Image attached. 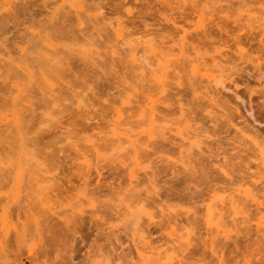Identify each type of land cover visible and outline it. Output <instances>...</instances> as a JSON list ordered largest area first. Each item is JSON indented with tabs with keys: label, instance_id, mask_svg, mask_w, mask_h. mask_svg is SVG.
<instances>
[{
	"label": "rangeland",
	"instance_id": "rangeland-1",
	"mask_svg": "<svg viewBox=\"0 0 264 264\" xmlns=\"http://www.w3.org/2000/svg\"><path fill=\"white\" fill-rule=\"evenodd\" d=\"M53 1L0 0V66L7 71L6 65H11L7 72L0 68V209L2 204L8 202L7 196L15 185V182L14 185L11 182L12 176H16L13 171L17 174L19 167L22 170L30 165L29 171L26 172L29 174L32 171L34 175L30 174L31 177L27 179L33 178L31 183L34 181L37 184H30L31 187L34 186L32 189L36 190L35 192L29 190L37 196L40 195L38 192H47L52 198L49 200L51 202L47 203L49 197L44 193L43 197L48 199L46 198V202L45 199L41 200L43 198L40 201L35 200V207H40L37 203L45 202L44 205H50L49 207H53V210L60 214L49 215V220L43 221L46 215L41 213L43 216L40 215L42 222L39 217V225V222L35 225L34 219H31V222L27 218V221L24 215L20 216L21 220H16L17 213L14 212L9 213L10 220L1 219L0 255L6 254V262L0 257L4 262L0 261V264H5L8 260L13 264H19L20 261L22 264H143L136 256L135 243L131 241L135 237L137 239L138 235L134 232L136 224L132 227L135 219H139L138 223L143 225V229L151 223L148 229L152 230V234L148 238H152L153 245L152 241L148 240L151 247H158H153L157 249L153 251L157 253L158 250L161 252L169 248V254L176 243L170 239H175L177 233L182 235L187 231L186 218H192V214L199 218L204 213V205L211 201L219 203V207L224 206L226 228L232 230L228 238L219 236L215 242L217 257H220L213 256L207 247L202 249L201 244H197L192 238L195 237L193 233H203L200 221L199 229L195 228V232L192 233L193 227H189L193 239L189 250L182 252L185 247L179 246L178 242L175 244L174 254L178 255L176 254L177 258H174L172 263L246 264L247 261L249 264H264V229L259 227L257 229L260 231H256V224L261 220V216H264V0H83L87 17H92H89L88 21L87 18L84 19L82 24L73 16L72 8L67 3L66 11L71 12L66 14V21L64 18L61 23L50 17L51 11L64 0H57L56 6L51 9L50 3ZM6 4L9 5L8 10L3 9ZM97 5L101 6L99 14ZM94 14H97L96 18L93 17ZM103 16L110 18L113 25L116 19L123 22V31L131 33L124 39H131L136 44L135 49H140L137 50V56L151 57L153 53L147 51L146 45L142 44L144 41H150L158 47L161 58L174 59V62H171L173 65L167 68V77L163 79L165 82L153 80L148 74L149 68L147 73L143 71L144 74L131 66V59L126 53L128 45H123L112 29L103 24L100 19ZM173 22L176 24L173 25ZM32 32L47 37L53 45L47 46L43 41L45 39L34 38L35 34ZM182 45L184 55L181 57L179 50ZM21 48L25 54L21 52ZM112 51L115 52L114 57L110 55ZM47 58H50V62ZM113 58H116L114 64L117 72L114 67L113 70L106 67L110 66V60ZM137 58L140 62V58ZM151 58L148 60L153 59ZM120 59L126 67L128 65L124 70L121 69L122 65L118 66L117 61ZM146 61H141L145 68ZM155 61L150 62V69L153 68V71L156 69V65L153 66ZM20 63H25L27 68H31L29 72L33 70L34 73L32 79L35 86L32 84L31 90L34 89L33 93H28L30 95L24 96L23 93L21 96L17 93L15 96L18 84L16 80L21 82L26 79L21 73L22 70L16 68L18 65L23 66ZM106 68L110 71H105ZM9 72H14V75L10 76ZM146 74L150 79L145 78ZM47 80L48 83L51 82L49 86L48 83L45 85ZM163 82L166 83L165 87L161 85ZM22 83L24 82L19 84ZM50 85L53 88L52 93L51 89L49 90ZM6 87L8 90H5ZM151 101L158 107L155 121L158 128L153 125L154 130L149 128L150 124L155 123L150 119L149 109L146 108L153 105ZM119 108L122 109V117L117 121V113L121 109L117 110L118 112L115 109ZM144 110L147 112L146 116L142 114ZM131 113L135 117L129 124L132 122V126L136 127L134 133L143 131L140 134L138 131L139 135H135L139 141L138 145L135 143L136 147L143 145L142 147L146 148L141 147V150L137 151L138 164L133 163L134 158H131V154L136 155L132 150L135 146L131 149V145L126 144V141L122 142L123 145L118 142L122 145L120 148L123 147L120 149L117 142L111 141V130L108 129L120 126L119 128H123H118L120 133H126L125 121ZM180 114L184 116L182 118L186 120L185 126L188 124L189 129H184V120ZM84 116L88 120H85ZM13 117L30 121L25 123L27 127L25 126L23 131L18 132L13 128V123L11 124ZM144 117L145 123L142 121ZM147 118L152 121L148 122ZM72 119L76 121L75 124L78 123L75 129L79 132V128H82L84 132L81 130L77 135L75 130H72L74 133L66 130L69 128L66 125ZM113 120H116V124L122 120V126L116 125ZM177 124L181 129L183 126V129L179 131L177 128L175 131ZM127 126L129 128L131 124ZM148 130L152 134L155 132L153 138L149 137L151 139L147 138V133L150 132ZM60 131L71 137L58 136L50 140L52 135H61ZM162 132L165 139L161 138ZM179 132H182V135ZM17 133L24 134L23 147L20 145L23 138ZM44 133L52 135L49 139L44 135L46 138L42 141L40 137ZM190 134L191 140L194 141L192 143H195L193 145L191 140L188 143L189 140L186 139L187 136L190 139ZM104 135L108 141L99 140L100 137H105ZM156 137L157 141L154 140ZM93 142L100 152L95 150L96 145H91ZM140 143L142 145H139ZM25 145L28 149H25ZM117 148L120 150L117 151ZM20 150H30L26 153L30 157L24 152L21 154ZM126 150H131V154L129 153L130 157L127 156L129 160L124 155L126 161L122 158V162L121 157ZM97 153L99 157L95 155ZM24 156H27V160ZM116 156L125 166L118 162L119 159L114 158ZM19 158H22L25 164L21 161L24 167L20 163L15 170V162ZM181 158L184 161L189 159L186 169L181 163ZM28 159H31L30 164ZM86 159L89 160L88 166L85 165ZM35 160L39 167H35L38 166ZM8 168L14 169L10 170L12 176L7 173ZM43 170L48 171L45 177H54L52 180L49 178L50 185L47 184L48 181L41 183L44 178L39 175ZM96 170H99V173ZM132 171L136 177H132L131 183L129 177L134 173ZM82 173H87V185H83L84 179L80 176ZM26 174L24 178L27 177ZM37 174L40 178L36 177L39 178L36 180L34 176ZM8 177L10 180H7ZM38 180L41 186H46L44 189L40 187ZM27 181L24 180L23 184ZM83 186L87 188L86 191ZM28 187L20 186L22 190ZM16 188H13L15 191L11 194L16 193ZM245 190L255 195L256 200L246 197ZM84 191L85 195L89 191L93 194V204L90 201L87 204L86 200L92 194L89 193L86 199ZM35 195L33 196L37 199ZM13 197L8 196L9 200H14L13 204L15 201L19 204L23 199L15 200ZM231 198L236 199L240 207L248 209L246 214L250 215L249 219H246L247 222H242L237 228L230 222L232 215L227 218ZM135 200L145 202L147 213L153 216L152 219L149 218L151 222L147 221L150 216L146 212L143 214L145 210L141 211L142 206H139L140 210L139 207L135 208L136 204L141 205L140 202L135 203ZM13 204H10L11 207L8 203L5 205L12 210L11 208L15 209ZM132 206L136 209L134 212L141 211L136 215L137 217L140 214L141 218L138 216L133 220L132 215L136 212L129 215ZM165 208L171 209V214L175 213L167 215L169 210H162V213H165L161 215V209ZM37 212L36 215L39 214ZM174 215L177 219L176 226L174 223H167L169 217ZM64 216L65 219L62 218ZM241 217L242 215L238 216L235 222L241 221ZM22 221H27L24 224L26 236L21 238L19 247L14 239L13 225H23ZM45 221L49 224L46 225ZM5 222L12 223V227L8 228L13 231H8L7 225L3 224ZM164 223L167 226L164 227ZM2 224L3 227L6 226L3 228ZM161 224L163 231L158 228ZM35 227L41 229L40 232L37 230L36 233L33 230ZM244 227L248 230H244ZM5 228L9 232L6 238L2 233ZM31 231L40 235H34ZM172 231H175L174 236ZM29 232L33 234L32 237H29ZM171 232L172 235L167 236V233ZM191 251L196 253L191 254ZM154 256H163L161 260L165 261V254Z\"/></svg>",
	"mask_w": 264,
	"mask_h": 264
},
{
	"label": "bare ground",
	"instance_id": "bare-ground-1",
	"mask_svg": "<svg viewBox=\"0 0 264 264\" xmlns=\"http://www.w3.org/2000/svg\"><path fill=\"white\" fill-rule=\"evenodd\" d=\"M56 1L57 0H54L52 3H50V5L52 6V8L51 9H53L56 5ZM6 3H7V1H6ZM67 3V5L68 6H70V8H72V10L71 11H73V16H75V18H76V20L80 23V24H82L83 23V21H85L84 19H86V21H88L89 19V17H92V16H89V17H87L88 15V13H87V9H84V6H85V4L83 3V0H72V1H70V0H64L63 1V3L62 4H60L57 8H54L52 11H51V15H50V17L52 16V18H55V20L56 21H62V22H64V18H65V21H66V14H68L69 12H71L70 10H68V11H66V7H65V4ZM9 4V3H8ZM6 6H7V4H6ZM6 6H4L3 7V9H5V10H8L9 9V5L6 7ZM97 7V11H98V14L100 13V9H101V6L100 5H97L96 6ZM69 8V9H70ZM66 11V12H65ZM17 14V13H16ZM97 15V14H96ZM95 14L93 15V17H95L96 16ZM2 16V15H1ZM0 16V17H1ZM65 16V17H64ZM96 18V17H95ZM101 19V21L103 22V24L105 25L106 24V26L108 25L111 29H112V32H113V34L117 37V38H120V40H121V43L123 44V45H128L127 47H128V49H127V56L131 59V66H133V67H135L136 69H138L139 71H141L142 73H144L145 74V72H143V71H146V73H147V70H148V68H149V76L151 77V78H153V80H159V82H160V80L161 81H164L163 79L165 78V76H166V71H167V68L169 69V67H171L172 65H171V62L173 63L174 62V59H169V60H166L164 57L163 58H161V56H160V54H161V52H159V50H158V47H156V46H154V44H152L150 41H144V42H142V44L144 43L146 46H145V48L146 49H148L147 51H150V53H153L154 55H155V57L157 58V59H155V57H154V55L152 54L151 55V57L153 58H151V57H142V56H137L138 55V52L139 51H137V50H140V49H135V46H136V44L130 39H124V37L126 36V37H128V35L130 36L131 35V33H128V32H124L123 31V29H124V25H123V22L122 21H119V19H116V21H115V26L113 25V23H112V21L110 20V18H105L104 16L102 17V18H100ZM61 22V23H62ZM176 23L175 22H173V25H175ZM42 31H44V29L42 30ZM42 31H41V34H42ZM32 33H34V32H32ZM38 33H39V31H38ZM35 34V33H34ZM33 34V35H34ZM40 34V35H41ZM39 34H35L34 35V38H36V39H38V40H42V39H45V40H43L44 41V43L47 45V46H52L53 44L48 40V38L47 37H43V36H40ZM183 39L185 38V36H183L182 37ZM43 41H42V44H44L43 43ZM134 43V44H133ZM193 48H194V50L196 49L194 46H192ZM192 48V49H193ZM180 49L181 50H179V53H181V57H182V55H184V48H183V45L180 47ZM144 51V50H143ZM157 51H158V54H156L157 53ZM21 52L23 53V54H25V51H24V49H22L21 48ZM90 52V51H89ZM92 52V51H91ZM141 52V51H140ZM84 53V52H83ZM112 54H110L111 55V57H114L113 56V54L115 53L114 51H112L111 52ZM146 53V52H145ZM83 55H85V54H83ZM85 56H87V55H85ZM142 57V59L143 60H147L146 62L148 63V67H147V63L145 64L146 65V68H145V66L143 65V63L141 64V61H142V59L140 58V62H139V60H138V58L137 57ZM148 58H151L152 60H148ZM48 59H50V58H47L46 60H48ZM115 59L116 58H113V59H111L110 61V66H106V67H109L111 70H113V67H114V69H115V67H116V65L114 64V62H115ZM154 60H156L155 62H156V64H155V62H154V64H153V66L154 65H156V67H154V68H156L154 71L152 70V69H150L151 68V66H152V64L151 63H153V62H151V61H154ZM48 62H50L49 60H48ZM151 62V63H150ZM117 63H119L118 64V66L120 67L121 65H122V68L121 69H123V68H127L128 67V65H127V67H126V65L125 64H123L124 62H123V60L122 59H120V60H118L117 61ZM120 63H122V64H120ZM7 64H10V63H7ZM21 65L23 64V63H20ZM107 64V63H106ZM125 65V66H124ZM171 65V66H170ZM17 66V65H16ZM15 66V67H16ZM25 66V67H24ZM2 67V69L3 70H5L6 71V69H4V67L3 66H0V68ZM8 67V68H7ZM29 67V66H28ZM6 68H7V71H9V68L11 69V65H10V67H9V65L7 66L6 65ZM16 68H19V70H22V75L24 74L25 76H26V79H25V81L23 80V81H21V82H24V83H22V84H19V83H21L20 81H17L16 80V82L18 83H16L15 82V80L13 81V82H15V84H17L16 85V88H15V90L17 91H14V90H12V91H14V92H16V94H15V96H17L18 94L17 93H19L20 95L21 94H23L24 96L26 95V94H28V93H30L32 90H31V87H32V84L34 85V81H33V74L34 73H32V71L31 72H29V69H31V68H27V66H26V64L24 63L23 64V66H20V65H18ZM108 68H106L105 69V71L107 70ZM110 69L109 70H107V71H110ZM194 69H195V71H196V67H194ZM2 70V71H3ZM12 70H14V69H12ZM12 70H10L11 72H12ZM17 70V69H16ZM23 70H24V72H23ZM124 70V69H123ZM151 70V71H150ZM6 71V72H7ZM114 71H116V69L114 70ZM169 71V70H168ZM4 72V71H3ZM11 72H9L10 74H11ZM117 72V71H116ZM1 73V72H0ZM8 73V74H9ZM14 73V72H13ZM12 73V74H13ZM31 73H32V76H31ZM106 73V72H105ZM109 73V72H108ZM141 73V74H142ZM12 74L10 75V76H12ZM14 75V74H13ZM19 75H21L20 74V72H19ZM106 75H108V74H106ZM104 76H105V74H104ZM116 76V75H115ZM137 76V75H136ZM142 76V75H141ZM144 76V75H143ZM122 77V76H121ZM148 77V75L146 74V77L145 78H147ZM167 77V76H166ZM117 78V77H116ZM142 78V77H141ZM149 78V77H148ZM122 79H123V77H122ZM150 79V78H149ZM214 78H212V80H213ZM46 80V79H45ZM122 81V80H121ZM155 81H154V83H155ZM214 81H216L215 79H214ZM219 82L221 81V80H218ZM13 82H11V83H13ZM45 82V81H44ZM157 82V81H156ZM165 82V81H164ZM164 82H163V84H161L162 85V87H165V84H164ZM221 82H223V81H221ZM48 83V80L45 82V85ZM49 83H51V82H49ZM49 83H48V85L47 86H49ZM162 83V82H161ZM14 84V83H13ZM15 84L14 85H12V86H14L15 87ZM215 84H217V82H215ZM221 84V83H220ZM8 85V84H7ZM156 85H158L157 83H156ZM164 85V86H163ZM5 86H6V84H5ZM35 86V85H34ZM39 85H37V87H38ZM222 86H223V84H222ZM40 87V86H39ZM38 87V88H39ZM3 88H5V87H3ZM9 88H10V86H9ZM49 88V87H48ZM226 88V87H225ZM41 89V88H40ZM51 89V90H50ZM224 89V88H223ZM5 90H8L7 89V87H6V89ZM30 90V91H29ZM42 90V89H41ZM49 90H50V93H52L51 91L53 90V88H51V85H50V88H49ZM165 90V89H164ZM163 90V91H164ZM25 92H27V93H25ZM43 91H41V94H43L42 93ZM49 92V91H48ZM32 93H33V91H32ZM31 93V94H32ZM28 95H30V94H28ZM27 95V96H28ZM22 96V95H21ZM15 98V97H14ZM152 100H154V99H152ZM146 102H147V100H146ZM149 102V101H148ZM155 102H156V100H155ZM151 103L153 104L151 107L148 105V107H146V108H148L149 110H148V114H150V119H152L153 120V122L155 123V121H156V116H157V112H158V107H156V105L154 106V101H151ZM157 103V102H156ZM140 106V105H139ZM150 107V108H149ZM154 107H156V109L154 108ZM140 108V107H139ZM181 108V107H180ZM179 108V110H181ZM121 108H119V109H115L116 111L117 110H120ZM114 110V111H115ZM147 110V109H146ZM146 110H144L143 112H142V114L144 115V116H146V114H147V112H146ZM80 111H82V110H80ZM116 111H115V114H116ZM150 111V112H149ZM183 111V110H182ZM83 112H84V110H83ZM118 112V111H117ZM78 113V112H77ZM122 113V109L117 113V119H116V117H115V119L118 121L119 119H120V117H122L121 114ZM179 113H181V111L179 112ZM182 114H184V113H182ZM182 114H180L181 116V118H182ZM87 116V115H86ZM86 116H84L85 117V120H88L87 119V117ZM140 116V115H139ZM119 117V118H118ZM135 116H133L132 115V113L131 114H128L127 115V117H126V121H125V123H126V128H124L125 129V131H126V133H124V132H122V133H124V134H121L120 133V130H118V128L120 127V126H118V128L116 127V126H114L112 129H110V127L108 128L109 129V131L111 130V141L113 140V143L114 142H120V143H122L123 141V143H125V141H126V144H130L131 145V149L135 146H137L138 144H137V142H139V141H137L136 140V136H138L139 134H140V132H143V131H139V134L136 132V133H134L136 130H135V126H134V128H133V126H132V122L130 123L131 124V126H130V124H129V122L132 120L133 121V119L132 118H134ZM184 117V116H183ZM143 118V116L141 115V119ZM180 118V120L181 121H183L182 123H184V129H189L188 128V124H187V127L185 126V124H186V120L184 119V118H182L181 119ZM26 119V118H25ZM25 119H18L17 117H16V119H14V117H13V122H11V124L13 123V125H14V127L13 128H15V130L16 131H23L24 129H25V126L27 127V124H25L26 122H29L30 120H25ZM123 119V118H122ZM139 120H140V118H138ZM137 119V120H138ZM73 120V119H72ZM71 120V122H72V124H71V122H68L69 124H67L66 126H68L69 128H66V130L67 131H70V132H72V130L75 132V134L78 132V130H76L75 129V126H78L77 124H75L76 123V121L75 120H73L72 121ZM89 120H93L92 118L90 119L89 118ZM116 120H113L114 122L116 121ZM146 119H145V117H144V119L142 120L143 121V123H145L146 121H145ZM147 120H149L148 118H147ZM151 120V121H152ZM122 121V120H121ZM121 121H119L120 123H121ZM141 121V122H142ZM150 120L148 121V122H151ZM75 122V123H74ZM113 122V123H114ZM119 122H117V123H119ZM137 122V121H136ZM119 123V124H120ZM140 123V122H139ZM138 123V124H139ZM179 123H180V121H179ZM182 123L181 124H179L180 126L182 125ZM187 123H188V121H187ZM85 124V123H84ZM115 124H116V122H115ZM119 124H116V125H119ZM121 124H123V123H121ZM120 124V125H121ZM127 124L130 126L129 128H127L128 126H127ZM134 124H135V122H134ZM71 125V126H70ZM112 126L114 125V124H111ZM125 125V124H124ZM141 125H142V123H141ZM153 125H155V128H156V123L155 124H150V130L152 129V130H154V126ZM178 124H177V126H176V128H174L175 129V131L177 130V128H179V131H180V129H181V127L179 126ZM122 126V125H121ZM136 126H138L139 127V125H137V123H136ZM7 127H10V126H7ZM7 127H6V129H7ZM84 127H86V126H84ZM93 127H95V126H93ZM92 127V128H93ZM125 127V126H124ZM152 127V128H151ZM186 127V128H185ZM61 128V127H60ZM77 128V127H76ZM157 128H158V126H157ZM156 128V129H157ZM62 129V128H61ZM80 129V131L82 130V128H79ZM119 129H123V128H119ZM155 129V130H156ZM172 129V128H171ZM182 129H183V126H182ZM181 129V130H182ZM1 130V129H0ZM66 130H63V131H66ZM93 130V129H92ZM150 130H148V131H150ZM66 131V132H67ZM77 131V132H76ZM79 131V132H80ZM161 131V130H160ZM160 131H158V132H160ZM174 131V130H173ZM185 131H187V130H185ZM46 132H47V129H46ZM49 132V131H48ZM74 132H72V133H74ZM79 132L77 133V135L79 134ZM82 132H84V130H82ZM146 132V131H145ZM178 132V131H177ZM183 132V131H182ZM181 132V133H182ZM59 133H61V131L59 132ZM65 133V132H64ZM64 133L62 132L61 133V135L60 134H57V135H55V136H53L52 134V138H50V140H54L55 138H58V136H61L60 138H67V137H71L69 134H67V133H65V135H64ZM130 133V134H129ZM164 132H162V133H160V134H162V136H161V138L163 139L164 137H163V135H165V134H163ZM180 132H179V134H181ZM186 133V132H185ZM18 134V133H17ZM55 134V133H54ZM63 134V135H62ZM75 134H74V136H75ZM153 134H155V132H153ZM152 134V132L150 131L149 133H147V135H148V137L147 138H149V137H151V138H153L154 137V135ZM158 134V133H157ZM157 134L155 135V136H157ZM18 135H20L19 137H22L24 134H21V133H19ZM44 135H46L45 133L44 134H42L41 135V137H40V139L42 140V139H44ZM51 135H46L47 137H48V139H49V137L51 136ZM68 135V136H67ZM133 135V136H132ZM136 135V136H135ZM152 135H153V137H152ZM182 135V134H181ZM187 135V134H186ZM189 135V134H188ZM191 135L192 134H190V139H189V136H187L186 137V139L187 140H189L188 141V143L190 142V140H191ZM66 136V137H65ZM105 137H100L99 138V140H103V142L104 141H106L107 139H106V135H104ZM160 136H158V138H160ZM130 137H131V139H130ZM133 137H135L134 138V140H133ZM23 138V137H22ZM46 138V137H45ZM97 138H98V136H97ZM109 138V137H108ZM151 138H149V139H151ZM160 138V139H161ZM192 138H194V136L192 137ZM123 139V140H122ZM161 139V140H162ZM165 139V138H164ZM24 140H25V138H23V140H20L21 141V143H20V145H21V147H23V143H25L24 142ZM40 140V141H41ZM155 141H157L158 139H157V137H156V139H154ZM167 140V139H166ZM194 140V139H193ZM43 141V140H42ZM96 141V140H95ZM108 141V140H107ZM110 141V140H109ZM154 141V142H155ZM160 142V141H159ZM192 142H194V141H192L191 140V144L193 145V144H195V143H192ZM197 142V141H196ZM113 143H112V145H113ZM120 143H118V145H119V148H120ZM123 143H122V145H123ZM137 145H136V144ZM190 144V146H192ZM92 146L93 145H96L95 144V142H93L92 144H91ZM121 145V146H122ZM139 145H142L141 143L139 144ZM143 146V145H142ZM141 146V147H142ZM145 147H146V145H144ZM197 146H198V142H197ZM196 146V147H197ZM25 147H26V145H25ZM133 148L132 150H133V152H134V154L136 153V155H133V156H135V157H133L132 156V154H131V150H130V152H128L127 150V152L125 153V154H123L122 155V157L120 156V155H118V157L120 156L121 157V161L122 162H124L123 161V159L125 158V156H126V159L127 160H129V155L131 154V158H134V160L133 161H135V162H133V163H139V161H137V160H139V159H137L136 157H139L138 156V154H137V151L139 150H141L140 148L141 147H136V148ZM98 147H97V145H96V148H95V150L97 151V152H100L98 149H97ZM119 148H117L116 150L118 151V150H120V149H122L123 147H121L120 149ZM25 149H28L27 147L25 148ZM93 149V148H92ZM142 149H146V148H144V147H142ZM95 151V152H96ZM20 152H21V150H20ZM23 152L25 153V155H28L29 157H30V155L29 154H26L27 152H30V150H28V151H26V150H23L22 152H21V154H23ZM128 153V154H127ZM130 153V154H129ZM141 153H142V151H141ZM100 154V153H99ZM127 154V155H126ZM95 155H97L98 157H99V155H98V153L97 154H95ZM125 155V156H124ZM97 156H96V158H97ZM127 156H129V157H127ZM24 157H26V160H27V156H24ZM117 156L116 157H114V158H116V159H119ZM33 158V157H32ZM113 158V159H114ZM123 158V159H122ZM136 158V159H135ZM126 159H124L125 161H126ZM18 160H20V158L18 159ZM17 160V162H15L16 163V165L13 167L15 170H16V168H18V167H16L17 166V164H20V163H24L25 164V161H23L22 160V158H21V160H20V162ZM85 160V159H84ZM132 160V159H131ZM181 160L183 161V162H181L182 163V165H184L185 167H184V169H186L187 167H188V164L189 163H187V162H189V161H187V160H189V159H186L185 161L181 158ZM22 161V162H21ZM28 161H29V159H28ZM28 161H26V162H28ZM30 161H31V159H30ZM28 162V164H30L31 162ZM89 160L88 159H86V162H85V165L86 166H88L89 164V162H88ZM120 164H122L121 162H120V159H119V161H118ZM184 162H186L187 163V165H186V163L185 164H183ZM15 163H12V164H15ZM23 163L21 164L22 166H23ZM137 163V164H138ZM191 163V162H190ZM27 163H26V165H28ZM35 164H37V161L35 160ZM124 164V163H123ZM122 164V165H123ZM25 165V166H26ZM33 165H34V163H33ZM32 164H31V166H33ZM38 165V164H37ZM81 165V164H80ZM181 165V166H182ZM29 167H27V168H23V169H25L24 170V175H23V169L21 170V168L19 167V171H17L16 170V172H17V174L15 173V171H13V173H14V175H16L15 177L14 176H12L11 174H10V170H14L13 168H11V169H7L8 170V172L7 173H9L10 175L9 176H12V180L15 178L16 180H11V182H13V185H14V182H15V185L14 186H12V191H11V193L13 192V191H15L14 189L16 188L15 186H17V188H16V193L14 194H11L10 193V195H8L9 196V198H12L13 197V195H14V197H13V199H15V200H19L20 198L22 199V200H20V202H19V204L15 201L14 202V204H13V201L14 200H12V199H10L9 200V198H8V196L5 194V196H7V199H8V202H6L5 204H7L8 203V205H9V207H11L12 205H10V204H13L14 205V207H15V209L14 208H11L12 210H9V207H8V205H5V204H2V206H1V209H0V220L2 219V221H4L3 219H6L5 221H7V219H9L10 220V217H9V213H17L16 214V216L17 217H15L16 218V220L17 219H19L20 218V216H22V215H24V217H26V219L27 218H29V221H31L32 222V220L34 219V221H35V225H36V223L37 222H39L38 223V225L39 224H41L40 223V221H39V217H40V215L41 216H43L42 214H45L46 216H44V218H43V221L44 220H49V215L51 216V215H58L57 213L58 212H55L54 210H53V207L51 208V207H49L48 205L46 206V204L44 205V203L46 202V200L48 199V197H49V195L47 194V192L45 193V192H42V194H41V192H38V193H40V195H38V196H41V197H39L38 198V196H37V194L35 195V191L32 189V188H34V186L33 187H31L32 185H36L37 183H34V181H32L33 183H31V180L33 179V178H31V180H29V179H27L28 177H31L32 176V174L34 175V172L32 173V171H31V173L29 172V174L27 173L28 171H29V169H30V165H28ZM124 166H125V164H124ZM190 166V165H189ZM24 167V166H23ZM35 167H39V165L38 166H35ZM29 168V169H28ZM32 168V167H31ZM37 169H39V168H37ZM26 170H28L27 172H26ZM81 169L79 168V170L78 171H80ZM131 170V169H130ZM133 170V169H132ZM46 172H48L47 170H46ZM45 172V170H43V171H41V175H39V174H37V176H34L35 177V179H36V177H39V176H41V177H43L44 178V181L41 179V183H43V182H45V183H47V181H48V183L47 184H49V182H50V180H52V179H54V177H45V175L47 174ZM96 172L97 173H99V170H96ZM134 171H132V173H133ZM27 173V174H26ZM43 173H45V174H43ZM25 174L27 175V177L26 178H24V176H25ZM30 174H31V176H30ZM129 174H131L130 172H129ZM134 174V175H133ZM133 174H131V177H129V179L131 180L130 182L132 183L133 182V176H135L136 177V175H135V172L133 173ZM7 175V174H6ZM39 175V176H38ZM43 175V176H42ZM47 176H49V175H47ZM54 176V175H53ZM83 179H84V184L83 185H87V182L85 181V178H86V176H87V173H82L81 175H80ZM130 176V175H129ZM14 177V178H13ZM40 178V177H39ZM39 178H37V179H39ZM49 178H50V180H49ZM9 179V177L7 178V180ZM36 179V180H37ZM10 180V179H9ZM24 180L25 181H27L25 184H23L24 183ZM34 180V179H33ZM35 180V181H36ZM16 181H17V185H16ZM10 182V181H9ZM85 182H86V184H85ZM27 183H28V185H27ZM38 183H39V180H38ZM44 183V184H45ZM30 184H31V186H30ZM40 184V183H39ZM24 185V187H28V189H24L23 188V190H25V191H23L21 188H22V186ZM46 185V184H45ZM50 185V184H49ZM20 186H21V188H20ZM37 186H39V185H37ZM37 186H35V187H37ZM40 187H42L43 189L46 187V186H44L43 184H42V186H41V184H40ZM84 187V186H83ZM14 188V189H13ZM19 188V189H18ZM29 189H32V191H34V192H31V190H29ZM36 189H38V187L36 188ZM39 189H41V188H39ZM43 189H41L42 191H43ZM87 189V188H86ZM86 189H85V187H84V190L86 191ZM134 189V188H133ZM40 190V191H41ZM23 191V192H22ZM37 191H39V190H37ZM85 191H84V193H83V195H84V197L86 198V196L87 195H89V193L90 194H92L90 191H89V193L87 194V192H86V194L87 195H85ZM154 191H156L155 189H154ZM93 192V191H92ZM19 193H22L21 195H23L22 197H20L21 195H19ZM24 193V194H23ZM34 193V194H33ZM47 194V196L48 197H43V194ZM7 194H9V193H7ZM33 195H35V196H37V199H35L34 198V196ZM131 195V194H130ZM140 195V194H139ZM244 195L247 197V196H249L250 197V199L251 200H256V197H255V195H253V194H251V193H249L248 191L246 192V190L244 191ZM5 196H3L2 198H4ZM45 196V195H44ZM77 196H78V194H77ZM92 196V197H91ZM90 197H89V199L88 200H86V201H88L87 202V204H89V201L91 202V198H93V194L91 195ZM132 196V195H131ZM130 196V197H131ZM135 197L137 196L136 194L134 195ZM56 197V196H55ZM81 197H83V196H81ZM88 197V196H87ZM135 197H133V198H135ZM19 198V199H18ZM41 198H43V199H41ZM47 198V199H46ZM6 201H7V199H6V197L4 198ZM40 199L41 200H43L44 201V199H45V202H39V203H37V206H40V207H35L36 206V203H35V200H37V201H40ZM54 199V198H53ZM87 199V198H86ZM5 200H3L4 202H5ZM49 200H52V198L51 197H49V199H48V201H47V203L48 202H51V201H49ZM144 200V199H143ZM11 203H10V202ZM36 201V202H37ZM120 201H122V204H123V200L121 199ZM136 201V200H135ZM134 201V202H135ZM4 202H1V203H4ZM133 202V203H134ZM137 202H140V201H136L135 203H137ZM35 203V204H34ZM92 203V202H91ZM145 203V202H144ZM144 203H141L140 202V204L141 205H138V204H136L137 206H135V208H137L138 209V207L139 206H142V209L139 207V209L138 210H140L141 209V211L143 210H145L144 212H143V214L146 212V214L148 215V216H150V217H148L146 214V216L148 217V219H147V221L149 220L150 221V219H152L153 218V216L152 215H150V214H148L147 213V211H146V209H145V205H144ZM215 203H217V202H215V201H211V202H208L207 204H205L204 205V210H203V214H201V216H199V218L198 217H196V216H194V214H192L193 215V217L192 218H186V221H187V223H188V225H187V227H185L186 229H187V231H186V233H184V234H182V235H175V239H170V238H168V239H170L171 241H174L173 243H177L178 242V244H179V246L181 245V246H184L185 248H183V250H182V252H184V251H186V250H189L188 248H189V246H191V244H192V241H193V239L192 238H194V241H197V244H201V247H202V249H204V248H208L209 249V251L211 252V254L213 255V256H215L216 255V257L218 256L217 255V246L215 245V242H216V240L218 239V237L219 236H222L223 238H228L229 236H230V233H231V231L232 230H227V228H226V221L224 220V206L222 205L221 207H219V203H217V204H215ZM93 204V203H92ZM92 204H90V205H92ZM144 206H143V205ZM5 205V206H4ZM44 205V206H43ZM80 205V204H79ZM79 205H78V207H79ZM129 206H131V205H129ZM229 208H228V215H227V218H229L231 215H232V218H231V221L230 222H232V224H233V226L235 227V228H237L238 226H239V224H241L242 222H247L246 221V219H249V214H246V212L248 211V209H245L244 207H240V204H239V202L238 201H236V199H234V198H231L230 200H229ZM75 207H77V206H74V208ZM143 207H144V209H143ZM38 208H40V209H38ZM129 208V207H128ZM127 208V210H129ZM37 209V210H36ZM38 210H40L39 212H37ZM132 210V212H130V214L129 215H132L131 213H133L134 211L133 210H136V209H134V207L132 206V207H130V211ZM162 210L163 211H166V210H169L168 212H167V215L168 214H171L170 213V210L171 209H161V215H163L165 212H163L162 213ZM174 210V209H173ZM33 211H36L37 213H39L38 215H36V212H33ZM141 211H135L136 212V214H134V215H132V217H133V220H134V218H138V216L140 215H138L137 217H136V215H137V213H141ZM226 211V212H227ZM27 212H29V213H27ZM46 212H47V214H46ZM48 212H50L51 214H48ZM134 212V213H135ZM174 212V211H173ZM42 213V214H41ZM129 213V212H128ZM175 213V212H174ZM173 213V214H174ZM14 214V215H15ZM28 214V215H27ZM62 214V213H61ZM64 214V213H63ZM173 214H171V215H173ZM65 215V214H64ZM166 215V214H165ZM240 215H242V217H241V221H239V222H235L237 219H238V216H240ZM10 216H11V214H10ZM38 216V217H37ZM58 216H60V214L58 215ZM66 216V215H65ZM62 217V218H66V217ZM152 216V217H151ZM140 217V216H139ZM146 217V218H147ZM41 218V217H40ZM141 218V217H140ZM150 218V219H149ZM22 218H20V220H21ZM24 219V218H23ZM32 219V220H31ZM261 220L256 224V231L257 232H259L260 231V229H257V228H259V227H263V229H264V216H261V218H260ZM139 220V219H138ZM136 221V219L133 221V223H132V227H134L133 225H135L136 224V227H134V232H136V234H138L137 235V239H136V237L134 238V237H132L131 236V238H134V239H131V241L133 242V243H135V245L134 246H136V256L137 257H139L138 259H141V261H143V264H154V263H156V264H175V263H172V262H174V261H172L174 258H177V255H178V253H176V254H174L175 252H176V246H175V244H173L174 246H173V249H171V251H172V253H169L168 254V250H169V248H166V249H163V251H161L160 252V250H158V252L157 253H155V251H153V249L154 250H157V249H155V248H153V247H157V245L155 246H153V247H151V245H153V241L150 239V238H148V237H150L151 236V234H152V230H150V229H148L149 227V225L151 224V223H149V225H147V227H145V228H147L148 230H146L145 228V230L142 228L143 227V225L142 224H140V223H138V222H140V221ZM2 221H1V223H2ZM19 221V220H18ZM27 221H28V219H27ZM26 221V222H27ZM152 221V220H151ZM150 221V222H151ZM177 221V219L175 218V215L173 216V217H169V221L167 222L169 225H172L173 223V225H175V222ZM202 222V223H200L201 225H203V228H202V230H203V233H201V232H199L198 231V233H193V231H194V229L196 228H198L199 227V222ZM23 222V221H22ZM22 222H20V223H22ZM25 222V223H26ZM41 222H42V218H41ZM132 222V221H131ZM19 223V224H20ZM24 222H23V225L21 224L20 226H18V227H15L14 225H13V228H15V229H13L14 230V236H15V242L19 245V247L21 246L20 244H21V238L22 237H24V235L26 236V234H25V229L24 228H26V225L24 226V224H25ZM45 223H46V221H45ZM44 223V224H45ZM142 223V222H141ZM155 223H157V222H155ZM3 224H6L7 225V227L6 228H10V227H12L11 226V224H7V222H5V223H3ZM3 224H2V227H3ZM18 224V225H19ZM49 224V223H48ZM47 223H46V225H48ZM152 224H154V219H153V223ZM166 223H164L163 225H164V227L165 226H167V224L165 225ZM1 225V224H0ZM6 225H4V227L6 226ZM9 225V226H8ZM33 225H34V222H33ZM34 225V226H35ZM157 225V224H156ZM41 226V225H40ZM40 226H38V227H40ZM176 226V225H175ZM1 227V226H0ZM3 227V228H4ZM20 227V228H19ZM128 227V226H127ZM169 227V226H168ZM189 227L190 228H192V233H193V235L195 236V237H192L191 238V229L189 230ZM200 227H202V226H200ZM6 228H5V230L2 232L3 234H5L4 235V237L6 236L7 237V235H9L8 233L10 232L9 230H12V229H9L8 228V231L9 232H7V230H6ZM36 228V227H35ZM41 228V227H40ZM42 228H43V225H42ZM49 228V227H48ZM159 229H162L163 228V226H162V224L161 225H159V227H158ZM169 228H171V227H169ZM45 229H47V228H45ZM185 229V230H186ZM199 229V228H198ZM12 230V231H13ZM33 230L36 232L37 230H38V232H40V230L41 229H34L33 228ZM146 232H144V231ZM174 230H176V231H179L178 230V228H174ZM182 229H180V231H181ZM244 230H248L246 227H244ZM26 231H27V229H26ZM34 231H31L32 233L34 232ZM45 232H46V230H44ZM49 230H47V232H48ZM148 231V232H147ZM160 231H163V229L162 230H160ZM5 232H7V234L5 233ZM34 232V235L37 233H35ZM173 232V231H172ZM172 232H171V234L170 233H167V236H168V234H169V236H171L172 235ZM175 232V231H174ZM173 232V236H174V233ZM195 232V231H194ZM28 233V232H27ZM30 233V232H29ZM144 234H146V236L144 235ZM166 234V233H165ZM29 235H31V236H29V237H32V235L33 234H29ZM36 235H40V234H36ZM132 235H135V234H132ZM184 235H186V237L184 238ZM5 237V238H6ZM28 237V236H27ZM167 238V237H166ZM165 238V239H166ZM136 239V240H135ZM148 239H150L152 242V244L150 245V240H148ZM24 240V242H25V238L23 239ZM28 240V239H27ZM4 241V240H3ZM136 241V242H135ZM170 242V241H169ZM3 244H4V242H3ZM149 245V246H148ZM179 246H177V248H179ZM19 247H17V248H19ZM168 247V246H167ZM172 246H170V248H171ZM158 248V247H157ZM174 248H175V251H174ZM2 249H3V247H2ZM147 249H151V250H147ZM4 251V250H3ZM220 251V250H219ZM191 254H193V253H196V251H191L190 252ZM155 254H158V255H161V254H165V261H162L161 259H162V257H156V256H154ZM219 254V253H218ZM9 256V255H8ZM0 257L2 258L3 257V259H4V261L6 260V254H5V256H1L0 255ZM16 257V256H15ZM220 257V256H219ZM219 257H217V258H219ZM0 258V261L1 260H3V259H1ZM8 259H9V257H8ZM7 259V260H8ZM16 259V258H15ZM175 260V259H174ZM9 261V260H8ZM7 261V263H5V264H11L10 262H8ZM99 261V260H98ZM97 261V262H98ZM1 262H3V261H1ZM6 262V261H5ZM103 262V261H102ZM4 263V262H3ZM101 263V262H100ZM13 264V263H12ZM19 264H22L21 263V261H20V263ZM140 264H142V263H140ZM246 264H249V262H247L246 261Z\"/></svg>",
	"mask_w": 264,
	"mask_h": 264
}]
</instances>
